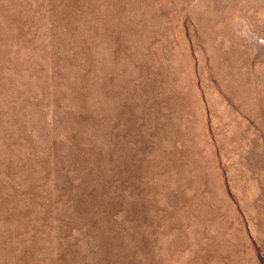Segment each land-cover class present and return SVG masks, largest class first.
<instances>
[{
  "label": "rangeland",
  "instance_id": "374dc122",
  "mask_svg": "<svg viewBox=\"0 0 264 264\" xmlns=\"http://www.w3.org/2000/svg\"><path fill=\"white\" fill-rule=\"evenodd\" d=\"M0 264H264V0H0Z\"/></svg>",
  "mask_w": 264,
  "mask_h": 264
}]
</instances>
